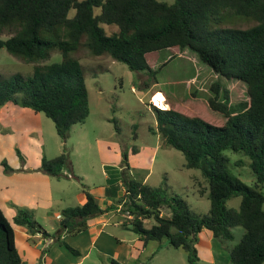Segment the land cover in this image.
I'll list each match as a JSON object with an SVG mask.
<instances>
[{
  "label": "trees",
  "instance_id": "obj_1",
  "mask_svg": "<svg viewBox=\"0 0 264 264\" xmlns=\"http://www.w3.org/2000/svg\"><path fill=\"white\" fill-rule=\"evenodd\" d=\"M224 13L251 18L257 25L246 30L213 28L212 23H219ZM103 25H114L118 31L109 36ZM4 31L12 36L0 39V50L37 65L29 76L0 81V108L14 104L44 114L64 142L72 128L90 115L86 73L72 52L85 47L95 56L107 54L134 72L151 71L147 60L151 53L172 48L194 52L217 76L211 87L213 96L208 104L171 101L169 108L161 93L165 106H153L157 123L151 130L166 146L183 153L187 169L202 171L209 212L196 215L183 197L128 176L124 155L125 194L117 204L130 217L132 231L144 246L166 239L169 246L186 251L188 264L200 261L196 246L204 230L223 245L235 240L236 228H243L244 234L229 248L230 263L264 264V0H175L172 4L159 0H0V34ZM53 52L60 53L62 60L41 64ZM221 79L245 86L249 101L242 103L240 112L233 110L234 93L222 89ZM205 108L222 117L209 122ZM226 151L250 159L254 187L229 172ZM18 155L24 160L19 151ZM3 164L6 173L14 172L7 162ZM68 167L70 157L64 151L52 159L44 157L39 171L62 178ZM84 192L83 205L61 213L60 225L69 235L85 232L90 220L106 212L85 187ZM238 197L239 208H228V201ZM164 208L170 210L169 216L163 215ZM16 209L11 223L0 207V264H24L14 225L26 228L30 235L56 237L44 230L34 211ZM151 220L154 223L147 228L146 221ZM57 242L78 254L60 237ZM112 264L121 263L113 260Z\"/></svg>",
  "mask_w": 264,
  "mask_h": 264
},
{
  "label": "rangeland",
  "instance_id": "obj_2",
  "mask_svg": "<svg viewBox=\"0 0 264 264\" xmlns=\"http://www.w3.org/2000/svg\"><path fill=\"white\" fill-rule=\"evenodd\" d=\"M159 1L172 4L175 0ZM73 15L74 11L71 12V16ZM256 25L257 22L251 18L229 13H224L219 23H212V27L216 29L246 30ZM103 28L109 36L118 31L114 25H103ZM11 36L10 32L4 31L0 34V39L6 40ZM70 55L79 60L84 67L90 97V115L83 124L72 128L67 141L64 142L58 135L54 122L42 114L44 144L40 149L30 145L27 155V164L32 163L34 166L40 164L37 169L40 170L42 160L38 156L52 159L66 151L70 157L72 173L81 177L70 181L61 180L60 183L54 182V187L57 185L55 212L63 210L62 202L73 204L75 193L84 190V187L89 192L94 191L102 195L112 185L114 198L118 201V198L123 197V193L119 195V190H122L119 178L121 180L125 178L120 168L126 169L124 156H127L128 176L143 181L146 175L151 173L149 185L165 187L171 194L183 197L196 215L207 214L211 202L206 192L208 185L202 171L187 169L183 153L166 146L163 139L151 129L155 128L157 123L153 109L155 105L152 102L159 109L165 106L164 101L157 103L154 100L157 92L166 97L167 103L173 101L208 104L209 97L213 96L211 87L217 82V76L212 69L202 63L191 50L181 51L176 48L149 54L147 60L151 71L146 72L131 71L126 64L114 61L109 55L95 56L85 47ZM61 60L62 55L53 52L50 59L41 64H51ZM34 65L37 63L27 62L1 49L0 81L15 75L29 76L33 73ZM220 83L222 89L234 93L233 110L235 112L243 110L242 103L249 101L245 86L237 81L224 79H221ZM205 109L210 115L207 120L211 123L217 122L222 117L208 108ZM225 154L230 158L229 172L248 186L254 187L256 179L250 167V159L244 154L231 151H226ZM238 161L243 165L237 166ZM69 170L70 167L66 168L64 173L68 175L71 171ZM63 191L65 195L62 194ZM110 191H107V194H110ZM261 191L264 193V186L261 187ZM240 203L241 198H233L228 201L227 206L238 209ZM162 213L164 216H169L170 210L164 208ZM127 221L129 224L116 230L118 234H129L128 232L132 231L131 220ZM153 223V220L146 221V227L150 228ZM51 232L54 235L56 233L55 230ZM234 233L233 242L222 245L220 240L215 239V259L211 258L213 255L211 250L201 249L204 244L199 245V241L196 246L200 251L198 264H231L229 248L239 243L244 229L236 228ZM203 238L206 239L204 236ZM17 243L21 249L24 239L19 234ZM151 245H159V254L152 264H188L186 251L169 246L166 239L162 242H153ZM151 250L152 246L149 251Z\"/></svg>",
  "mask_w": 264,
  "mask_h": 264
},
{
  "label": "crops",
  "instance_id": "obj_3",
  "mask_svg": "<svg viewBox=\"0 0 264 264\" xmlns=\"http://www.w3.org/2000/svg\"><path fill=\"white\" fill-rule=\"evenodd\" d=\"M167 105L170 108L168 103ZM42 121V114L31 109L14 104L0 108V207L11 223L17 214L16 207H21L34 211L37 221L47 233L54 235L51 231H56L55 238L45 237L40 233L30 235L26 228L14 225L16 246L24 264H112L113 260L121 264H144L153 257L148 263L152 264L159 254V245H151L153 242H150L144 246L140 237L133 231L128 230L129 234L116 232L129 224L127 220H130V217L123 211L122 206L117 204L112 185L107 189L111 190L110 194H107V191L102 195L90 191L106 212L90 220L88 230L78 235H69L64 231L65 228L60 225L62 218L59 219L58 216H61L66 208L83 205L86 202V195L84 190H78L73 204L62 202L63 210L55 212L57 185L54 187V182L60 183L61 180L70 181L81 177L73 174L70 168L71 176L69 173L65 174V177L54 178L37 170L40 164L39 166L27 164L29 146L40 149L44 144ZM18 151L24 160H21ZM38 158L43 159L41 156ZM4 161L14 169V172H5ZM150 178L151 173L146 175L143 182L149 183ZM119 180L122 189L119 190V195L122 193L124 195L123 181L121 178ZM62 194L66 193L63 191ZM39 210L44 212L39 213ZM206 231L200 234L199 245L204 244L201 249L211 250L213 252L211 258L215 259V238L209 231L205 233ZM18 234L24 239L21 249L17 243ZM59 237L77 250L78 254H73L66 246L58 243ZM151 246L152 250L149 251ZM212 262L214 263L213 260Z\"/></svg>",
  "mask_w": 264,
  "mask_h": 264
},
{
  "label": "bare ground",
  "instance_id": "obj_4",
  "mask_svg": "<svg viewBox=\"0 0 264 264\" xmlns=\"http://www.w3.org/2000/svg\"><path fill=\"white\" fill-rule=\"evenodd\" d=\"M157 103H162L164 101V96L161 94V93H158L156 96H155V99H154Z\"/></svg>",
  "mask_w": 264,
  "mask_h": 264
},
{
  "label": "built area",
  "instance_id": "obj_5",
  "mask_svg": "<svg viewBox=\"0 0 264 264\" xmlns=\"http://www.w3.org/2000/svg\"><path fill=\"white\" fill-rule=\"evenodd\" d=\"M165 102L167 103L166 99H165ZM155 106L156 104L154 102H152ZM59 219H61V216H58Z\"/></svg>",
  "mask_w": 264,
  "mask_h": 264
}]
</instances>
